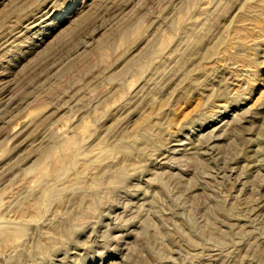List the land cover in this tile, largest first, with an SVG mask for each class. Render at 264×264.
<instances>
[{
	"label": "rangeland",
	"instance_id": "rangeland-1",
	"mask_svg": "<svg viewBox=\"0 0 264 264\" xmlns=\"http://www.w3.org/2000/svg\"><path fill=\"white\" fill-rule=\"evenodd\" d=\"M0 264H264V0H0Z\"/></svg>",
	"mask_w": 264,
	"mask_h": 264
}]
</instances>
